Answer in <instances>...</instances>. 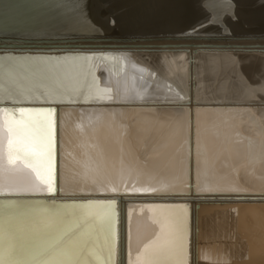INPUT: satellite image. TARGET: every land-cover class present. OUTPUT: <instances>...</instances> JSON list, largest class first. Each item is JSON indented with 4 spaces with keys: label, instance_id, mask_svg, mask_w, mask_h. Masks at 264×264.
Here are the masks:
<instances>
[{
    "label": "bare ground",
    "instance_id": "6f19581e",
    "mask_svg": "<svg viewBox=\"0 0 264 264\" xmlns=\"http://www.w3.org/2000/svg\"><path fill=\"white\" fill-rule=\"evenodd\" d=\"M54 1L56 6L55 3L53 5L45 0L35 1L39 6L36 14L39 22L44 24L54 21V24H57L55 28L40 27L37 30L80 33V36L93 34L98 32L96 28L102 27L100 26L102 23L99 19L94 20L95 22L91 20L92 23L86 18L100 6L104 10L105 21L116 34L119 32L121 35V32L125 31L126 28L120 32V24L122 22L130 24L129 18L137 21L136 24L133 21L131 23L136 34L140 33L139 37L147 36V33L142 32L144 29L146 31L148 26L145 24L144 28V24H141L146 19L150 21L148 24L150 30L147 32L151 33L156 29L160 33L170 31L169 34H176L168 36L167 33V37L160 36L155 43L144 36L145 41L137 39L138 35H132L135 32L131 31L127 32L131 33L133 38H130L127 32V36L125 33L120 36L122 38L120 46L131 47L135 53L119 60L98 62L103 84L107 86L105 88L107 95L113 100L139 101L151 100L154 97L169 100L185 99L188 95L187 81L190 69L187 63L188 55L184 53L186 50L190 55L196 53L191 69L194 72L197 100H264V35H260L261 32L264 33V12L260 13L263 14L262 17L252 18V11L247 14L240 10V8L247 10L245 7L263 6L264 0H96L95 4L90 0ZM230 2L237 5L232 7L235 8L232 16L228 14L229 12L226 13L231 6ZM254 3L257 5L252 6ZM109 11L114 14L112 16L114 24L112 17H108ZM116 22L120 25L119 28ZM122 28L124 27H121V30ZM17 29L31 28L28 26ZM226 32L229 36L223 35ZM256 33L259 36H249ZM205 34L206 36H200ZM159 49L181 52L155 53ZM88 67L92 69V64H88ZM84 84L90 83L85 81ZM89 88V92H95L92 85ZM4 115L15 120L20 119V113L9 115L5 112ZM27 115L36 118V113ZM61 117L64 150L63 161L60 163V177L62 174L63 192H99L90 181L85 182L76 175V160L84 155L82 145L91 141L103 145L118 162L120 145L115 140L116 129L113 122L117 128L126 129V135H122V139L129 161L133 158L143 161L145 149L153 143L167 145L160 153L151 156L146 170L148 175L142 177L137 182L138 185L143 183L147 186L152 182L159 189L155 191L156 193L187 191L190 144L188 111L177 108H127L86 113L68 110L63 112ZM137 125L141 127L137 128ZM196 126L199 127L200 143L204 144L202 149L206 151L200 150L205 156L200 160L199 188L212 189L218 184L219 188L222 185L226 189L212 191L264 194V168L260 159L261 145L264 144V109L201 110L196 115ZM217 131L222 133L220 140L214 135ZM222 156L227 158L226 165L218 163ZM149 177L152 178L151 181ZM242 177L244 179L246 177L245 180L249 181L246 185H250L249 188L253 187V191H246L243 187L240 189L244 184ZM241 182L243 184L237 188ZM24 183L25 178L19 173L6 172L0 181L2 188L18 193L33 192L20 190ZM120 191L138 190H134L129 184L127 188L121 185ZM35 192L47 193L48 190L45 188L43 192L38 190ZM87 205H92L93 215L85 219ZM68 209L73 220L71 224L81 226L83 230L73 243L74 246L57 253L48 264H58L64 260L62 253H66L72 247L78 254L84 251L81 259L78 260V254L75 256L80 264H111L114 216L111 206L88 203L71 206ZM188 212L184 206H130L128 264H175L178 253L169 234L170 228L175 225L182 228L183 264H187ZM196 213L199 219V259L222 264H264V204L222 206L203 202ZM55 217L54 212L44 213L40 216L41 221L36 230H52L53 224L57 221ZM153 222L154 228L149 227L148 225ZM162 223L165 227H162ZM10 236H0V250H3L0 253L5 252L11 240Z\"/></svg>",
    "mask_w": 264,
    "mask_h": 264
},
{
    "label": "water",
    "instance_id": "95a60500",
    "mask_svg": "<svg viewBox=\"0 0 264 264\" xmlns=\"http://www.w3.org/2000/svg\"><path fill=\"white\" fill-rule=\"evenodd\" d=\"M36 0H0V108L9 115L19 114L20 108L55 110L56 155L54 188L52 192H14L8 188L0 190V236L11 235L8 259L16 264H48L57 253L71 247L82 227L71 224L72 217L68 208L88 203H102L111 206L114 212L112 226L113 239L111 264H128V215L130 206H184L188 212L189 250L187 264H222L206 261L198 256V216L197 210L203 202L216 205L264 204V194L216 192L209 188L196 187V115L201 110L264 109V100L260 101H200L196 99L194 55H188V95L183 100L155 98L151 100H119L111 102L90 94L91 85L95 90L107 88L103 84L98 62L124 58L135 53L131 47L120 46L122 38L108 26L104 10L97 6L87 20L101 21L102 27L93 34L40 31V27L55 28L54 21L39 22L36 17ZM49 1L56 6L54 0ZM94 4L96 0H90ZM93 21H91L93 23ZM95 22V21H94ZM31 29H17L20 27ZM67 28V27H65ZM70 29V28H68ZM181 51L161 49L155 53L180 54ZM91 62V63H89ZM92 64L89 69L88 64ZM94 66H97L94 68ZM85 81L89 85L84 84ZM94 90V91H95ZM93 93V92H91ZM127 108H167L184 109L189 112V182L187 191L180 193H156L140 191L73 192L60 191L61 130L62 113L68 110L78 112H96ZM30 114H35L34 112ZM7 152V143L5 144ZM23 156V153H22ZM7 162V155L5 156ZM255 196V197H253ZM55 213L57 221L54 228L36 230L40 216ZM0 237V238H1ZM12 246L13 248H11ZM74 246V245H73ZM65 249V250H64ZM1 252L3 250H0ZM73 252V247L63 254ZM82 252V253H81ZM80 251L77 258H82ZM117 255V257H116Z\"/></svg>",
    "mask_w": 264,
    "mask_h": 264
},
{
    "label": "snow or ice",
    "instance_id": "6c2138e0",
    "mask_svg": "<svg viewBox=\"0 0 264 264\" xmlns=\"http://www.w3.org/2000/svg\"><path fill=\"white\" fill-rule=\"evenodd\" d=\"M94 94L99 99H108L111 102H120L113 100L107 95V89L95 90ZM119 96V92L116 93ZM6 110L0 108V181L4 174L19 173L25 178V183L20 190L23 191H40L43 192L47 188L48 192H52L54 188L55 174V155H56V119L55 110L48 109H26L20 108V119L15 120L11 117H5ZM36 113V118H33L28 113ZM83 123V121L81 122ZM80 127V125H77ZM113 127L116 129L115 140L120 145V153L118 162L109 154L105 147L99 143L89 141L82 145L84 155L76 160L77 172L85 182L91 184L100 192L107 194L108 192L119 193L120 186L125 188L129 184L134 190L138 191H159L152 182L147 186L143 183L137 184L142 177L148 175L147 169L152 155L160 153L167 147L164 143H153L145 149L144 159L133 158L132 161L127 159V152L124 147L122 135H126V129L117 128L115 122ZM140 128V125L136 126ZM61 130V160L63 161V121L60 122ZM217 140L222 139V133L217 131L214 133ZM5 142H7V152L5 150ZM229 152L231 149L229 148ZM23 153V156H22ZM7 155V162L5 156ZM200 133L197 127V161H196V182L200 185ZM75 159V158H74ZM261 165L264 168V144L261 145ZM227 164L226 157H220L218 163ZM30 169V171L28 170ZM63 164H61V173ZM35 173V176H33ZM151 181L152 178L149 177ZM168 186V185H166ZM2 190V184H0ZM61 193L63 192V175L61 174ZM92 205L85 206L84 218L92 216ZM154 223L148 225L154 228ZM162 227L165 224L162 223ZM153 230V235H155ZM173 246L176 248L178 256L175 264H183V232L179 225L172 226L169 232ZM78 253L73 251L66 254V258L59 261L58 264H80L75 256ZM9 253H0V264H16L15 261L8 259Z\"/></svg>",
    "mask_w": 264,
    "mask_h": 264
},
{
    "label": "rangeland",
    "instance_id": "374dc122",
    "mask_svg": "<svg viewBox=\"0 0 264 264\" xmlns=\"http://www.w3.org/2000/svg\"><path fill=\"white\" fill-rule=\"evenodd\" d=\"M262 3H264V2H262ZM232 4H233V5H232ZM230 5H231V6L228 7L226 13L229 12L228 14H229L230 16H232L231 14H234V10H233V9H235V8H232V7H235V6H237V5H235V3H231V2H230ZM234 5H235V6H234ZM253 5H257V3L252 4V6H253ZM243 7H245V6H243ZM243 7H242V8H243ZM245 8H248V9H247V10H242V9L240 8V10L243 11V12L245 11L246 13L249 12V11H252V12H253V13H252V18H258L259 16L262 17L263 14L260 15V13H262V11L264 12V5H263V6L260 5L258 8H255V6H253V7H245ZM105 9H106V8H105ZM237 9H238V7H237ZM106 11H107V10H106ZM107 13H110V14H108V17H109V18H111L112 16H114V14H112L111 11H109V12H107ZM247 14H248V13H247ZM104 16H105V13H103L102 18H103ZM110 16H111V17H110ZM132 16H134V13L132 14ZM131 18H132V17H131ZM112 20H113V17H112ZM129 21H130V24L127 23V22H126V23H125V22H122V24L124 23L125 25H124V24H123V25L120 24L121 26H120L119 24H117V22H116V24H117V28H119V26H120V28H119V29H120V32H121V31H124L125 28H126V29H125V31H124L123 33L121 32V35H120L119 32H118L117 34H116V33H115V34L118 35V36L120 37V36H123L124 33H125V35H126V34L128 33L127 31L135 32V30H133V28H132L133 26H132V23H131V22L133 21V22L135 23L136 20H130V18H129L128 22H129ZM145 21H147V19L144 20V22L141 23V24H142V25L144 24V25H143L144 28H146V25H147L148 27H147L146 31H144L145 29L143 30L142 34H143V33H145V34L147 33V36L141 35L142 37H139L138 34H140V33H137V34H136V32H135V34L132 33V35H134V36H137V35H138L137 39H143V40L145 41V38L148 37L149 39H152V40L154 41L153 43H155L159 38H161V37H167V35L169 34L168 32H170V31H166V32H163V33L161 32V33H160V32H157L156 29H153V31H152L151 33H149V32H147V31L150 30V29H149V25H148V24L150 23V21L148 20L146 23H145ZM236 21L238 22V19H237ZM136 22H137V21H136ZM114 23H115V21L113 20V24H114ZM116 24H115V25H116ZM135 24H136V23H135ZM145 24H146V25H145ZM118 25H119V26H118ZM129 25H130V27H127V26H129ZM121 27H124V28H122L123 30H121ZM131 28H132V29H131ZM119 29H118V31H119ZM139 31L141 32L142 30H139ZM139 31H138V32H139ZM126 32H127V33H126ZM153 32H154V34H155V33H157V34L154 35ZM227 32H228V31H227ZM227 32H226L225 34H223V35L226 36V35L228 34L227 36H229V33H227ZM167 33H168V34H167ZM186 33H191V32H186ZM129 34H130V38H133V37H131V33H128V35H129ZM158 34H159V35H158ZM161 34H162L163 36H162ZM170 34H171V33H170ZM170 34H169L168 36H171L173 33H172L171 35H170ZM151 35H152V36H151ZM175 35H176V34H173L172 36H175ZM177 35H184V34H177ZM212 35H213V34H212ZM214 35L216 36L217 34H214ZM214 35H213V36H214ZM218 35L220 36V34H218ZM248 35H249V34H247V36H248ZM260 35H264V33L261 32ZM126 36H127V35H126ZM143 36H144L145 38H144ZM153 36H154V37H153ZM160 36H161V37H160ZM200 36H206V34H205V35H200ZM207 36H210V35L207 34ZM249 36H259V34L256 33V34H252V35H249ZM151 37H153V38H151ZM134 38H136V37H134ZM137 39H136V40H137ZM156 39H157V40H156ZM143 44L145 45L144 42H143ZM151 44H152V43H151ZM148 45H149V44H148ZM241 100H242V99H241ZM245 100H249V99H245ZM200 144H201V146L204 145L202 142H201ZM201 146H200V147H201ZM202 148H204V146L201 147L200 150L206 152V151H205L204 149H202ZM201 151H200V153H201ZM204 152L200 154V156H201L202 154H204V155H202L201 157H199L200 160H201V158H202L203 156H205V153H204ZM243 177H244V176H243ZM243 177H242V178H243ZM243 179H244V178H243ZM245 179H246V177H245ZM245 179H244V181H242V182H244V184L241 182V183H239L238 186L236 185L237 188L240 187L241 184H243V186H241L240 189L243 187V189L246 190V191H253V190H252L253 187L249 188L250 185H246V183L249 182V181H248V180L246 181ZM247 179H248V178H247ZM236 186H235L234 188H236ZM246 186H247V188H246ZM214 187H215V188H214ZM227 187H228V186H227ZM229 188H233V187H229ZM245 188H246V189H245ZM214 189H215V190L222 191V190H220V189H223V190H224V189H226V188H223L222 185H221V187L219 188V187H218V184H217L216 186H213L212 190H214ZM249 189H251V190H249Z\"/></svg>",
    "mask_w": 264,
    "mask_h": 264
}]
</instances>
